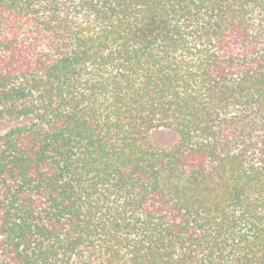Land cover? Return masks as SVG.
<instances>
[{
  "label": "trees",
  "instance_id": "1",
  "mask_svg": "<svg viewBox=\"0 0 264 264\" xmlns=\"http://www.w3.org/2000/svg\"><path fill=\"white\" fill-rule=\"evenodd\" d=\"M0 122V264H264V0H0Z\"/></svg>",
  "mask_w": 264,
  "mask_h": 264
},
{
  "label": "rangeland",
  "instance_id": "2",
  "mask_svg": "<svg viewBox=\"0 0 264 264\" xmlns=\"http://www.w3.org/2000/svg\"><path fill=\"white\" fill-rule=\"evenodd\" d=\"M7 123L0 122V133H3L8 128ZM152 141L158 146H170L176 141L174 133L169 131H157L152 134Z\"/></svg>",
  "mask_w": 264,
  "mask_h": 264
}]
</instances>
